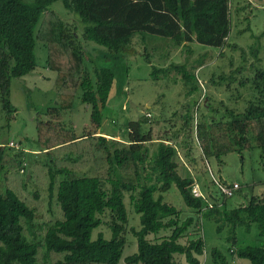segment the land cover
I'll return each mask as SVG.
<instances>
[{
	"label": "trees",
	"instance_id": "trees-1",
	"mask_svg": "<svg viewBox=\"0 0 264 264\" xmlns=\"http://www.w3.org/2000/svg\"><path fill=\"white\" fill-rule=\"evenodd\" d=\"M55 2H61L74 15L73 20L60 19L50 9ZM229 2L34 0L27 4L22 0H0V104L8 122L15 112L10 101L11 81L36 69L37 40L45 48V67L55 73V103L43 111L44 119L36 120L35 143L39 148L17 147L7 158L3 157L6 147L0 145V264H230L217 248H212L205 260L201 218L212 220L218 233L226 228V241L232 245L237 242V227L248 233L254 224L258 238H264V194L228 208L226 199L240 187L237 184L230 196L222 193L206 162L232 152L242 154L253 147L264 150V69L250 78L255 89L242 110H214L212 115L201 114L195 124V140L221 199L202 192L199 178L187 168V163L195 164L187 158L189 153L182 156L181 148L164 132L154 139L151 125L143 132L146 119L128 121L125 137L119 139L117 134L103 136L100 130L102 111L115 78L114 66L125 55L136 53L131 47L133 42L143 46L144 34H152L168 38L171 49L184 48L191 42L223 47L231 28ZM91 44L105 49L97 57L109 63L93 64L92 75L85 66L86 54H93ZM249 51L253 56L258 54L255 47L251 46ZM93 58L89 56L87 62L92 63ZM169 68L180 73L182 82L191 79L184 64ZM169 68L160 70L168 72ZM244 69L239 67L234 72ZM247 83V79L241 82ZM78 90L81 102L90 109L89 122L80 135L75 133L71 121L64 120ZM210 106L209 102L207 109L213 110ZM217 113L220 115L216 117ZM181 120L188 124L190 109ZM85 143H93L98 147L96 153L104 154L103 177L58 167V152L68 149L65 159L77 162L76 158L83 155L69 153ZM38 161L48 176V197H54L61 213L60 219L46 226L40 238L33 232L35 209L18 192L20 180L38 166ZM215 180L229 188L236 184ZM195 185L200 187L202 197L193 196L191 190ZM173 186L191 215L189 212L184 216L181 209L163 201V194ZM125 193L129 194L132 212L139 216L140 227L130 229L136 252L122 258L128 222ZM104 214L110 217V237L99 232L92 239L93 230L104 224ZM161 232L164 234L159 235ZM229 253L247 259L249 264H264V241L258 246L231 247Z\"/></svg>",
	"mask_w": 264,
	"mask_h": 264
},
{
	"label": "rangeland",
	"instance_id": "rangeland-1",
	"mask_svg": "<svg viewBox=\"0 0 264 264\" xmlns=\"http://www.w3.org/2000/svg\"><path fill=\"white\" fill-rule=\"evenodd\" d=\"M22 1L31 4L34 0ZM229 3L231 28L223 47L191 42L184 48L171 49L173 47L168 38L152 34H144L143 46L140 42L139 44L133 42L131 47L136 53L125 55L114 66L115 78L109 101L102 111L103 120L100 129L103 132L125 137V125L128 121L146 119V123L142 125L143 132L151 125L154 139L159 138V133L164 132L173 141L172 143L181 148L182 156L189 153L187 158L199 166L198 171L201 174L198 178L200 186L202 184V192L205 195L212 194L217 199H221V195L211 182L205 160L193 133L196 121L201 114L212 115L213 111L218 109L221 112L226 109H233L235 112L242 110L247 106L249 93L255 89L250 78L257 70L264 69V0H230ZM50 9L65 22L73 20L74 15L70 14L61 2L53 3ZM76 23L79 25L78 21ZM139 35L143 38V35ZM228 45H235V48H230ZM251 46L257 49L256 56L251 55L249 51ZM91 48L93 54H86L85 66L92 75L93 64L108 66L109 63H103L102 59L97 57L105 51L103 47L91 44ZM34 55L36 69L29 75L11 81L10 101L15 112L9 122L0 104V145L6 147L3 150V157H11L17 147L31 150L39 148L35 143L36 120L44 119L43 111L55 103L53 90L55 73L45 67V48L38 40L35 42ZM89 56L94 57L92 63L87 62ZM196 61L198 64H194ZM173 64L186 66L191 75L189 82H182L180 73L169 68ZM239 67L245 69L234 72ZM164 68H169V71L160 70ZM244 79H247L248 83L243 85L241 82ZM80 94L78 90L71 110L64 113V120L72 122L77 135L82 133L84 125L88 124L90 119V109L81 102ZM209 102L213 110L207 109ZM187 109H190L191 120L185 125L181 117ZM219 115L217 113L216 117ZM184 141L185 145H183ZM10 142L13 143V147H8ZM96 149L98 147L93 143H85L73 149L69 153L71 156L79 154L86 157L76 158L77 162H72L70 158L65 159L68 149L58 152L57 165L73 169L78 174L87 173L103 177L106 171L104 154L96 153ZM35 156L39 157L40 154ZM206 162L215 179L228 184L236 183L240 187L234 196L226 199L228 208L246 204L251 196L264 194V150L253 147L244 150L242 154L232 152L219 159L209 158ZM35 164L38 166L32 168L20 180L18 192L21 198L35 209L36 226L33 232L40 238L46 226L60 219L61 213L54 197L52 199L48 197V176L45 170H41L42 162L38 161ZM197 187L200 191V187ZM162 198L164 202L181 209L184 216L189 215V212L190 215L192 214V211L185 207L174 186L163 194ZM125 205L128 214L125 235L127 243L122 258L136 252V240L130 229L137 230L140 227L139 216L134 214L130 207L128 193H125ZM101 218L104 224L93 230L92 239H95L99 232L105 238L110 237L107 226L110 222L109 214H104ZM199 222L205 238V260H208L211 249L217 248L226 256L230 264H249L247 259L232 256L229 249L246 245L258 246L264 241V238H258L254 224L248 233L242 227H237V242L232 245L226 241V228L218 233L216 224L212 220L201 218ZM162 234L164 233H159Z\"/></svg>",
	"mask_w": 264,
	"mask_h": 264
},
{
	"label": "built area",
	"instance_id": "built-area-1",
	"mask_svg": "<svg viewBox=\"0 0 264 264\" xmlns=\"http://www.w3.org/2000/svg\"><path fill=\"white\" fill-rule=\"evenodd\" d=\"M9 147H13V143H9L8 144ZM1 147V146H0ZM214 182L216 183V185L219 187V189L221 190L222 193H224L225 195L227 196H230L233 192L234 189L238 188V185L237 184H233L231 188L229 187H226V186H223L221 184H219L215 179H214ZM198 187L195 185L191 192L193 194L194 197H202V193L197 189Z\"/></svg>",
	"mask_w": 264,
	"mask_h": 264
},
{
	"label": "crops",
	"instance_id": "crops-1",
	"mask_svg": "<svg viewBox=\"0 0 264 264\" xmlns=\"http://www.w3.org/2000/svg\"><path fill=\"white\" fill-rule=\"evenodd\" d=\"M110 91H111V90H110ZM109 97H110V93H109ZM99 132H101V131H99ZM103 133H104V134H102V135H103V136H106V137H110L109 135H112V134H110V133H108V132H103ZM116 138L119 139V136H116ZM186 165H187L188 170H189L190 172H192V175H193V176L195 175V177L198 178L197 176H198L199 174H201V173L198 171L199 166H196V164H190V163H187Z\"/></svg>",
	"mask_w": 264,
	"mask_h": 264
}]
</instances>
